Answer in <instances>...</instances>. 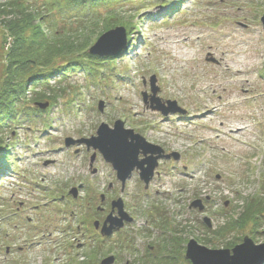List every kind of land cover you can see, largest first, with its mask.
Masks as SVG:
<instances>
[{
    "label": "rangeland",
    "instance_id": "obj_1",
    "mask_svg": "<svg viewBox=\"0 0 264 264\" xmlns=\"http://www.w3.org/2000/svg\"><path fill=\"white\" fill-rule=\"evenodd\" d=\"M29 1L48 9L45 29H78L73 10L61 13L66 1ZM168 2L122 4L125 21L141 14L135 22L142 23L125 54L98 74L87 70L52 80L56 103H32V94L25 99L28 111L0 134L12 152L10 171L0 180V264H102L111 256L115 264H161L164 240L177 242L175 264H189L182 248L190 240L211 250H232L245 237L264 244V218L221 238L213 234L237 219L247 201L264 200V0H171L178 10L167 15ZM101 11L100 25L88 32L94 44L107 26L118 24L117 17L105 22L108 10ZM7 32L0 26V90ZM152 77L158 97L176 101L186 115L164 117L145 105ZM46 103L45 115L30 111ZM118 120L180 155L179 161L160 160L147 189L134 173L122 192L101 155L94 175L93 149L65 146L68 138L89 139L102 123L113 127ZM74 189L76 199L69 194ZM120 198L134 222L103 239L93 225L102 224ZM197 200L204 211L191 207ZM98 206L106 210L96 216Z\"/></svg>",
    "mask_w": 264,
    "mask_h": 264
},
{
    "label": "trees",
    "instance_id": "obj_2",
    "mask_svg": "<svg viewBox=\"0 0 264 264\" xmlns=\"http://www.w3.org/2000/svg\"><path fill=\"white\" fill-rule=\"evenodd\" d=\"M61 1L67 2L61 13L64 15L67 9L73 10L76 17L71 21L77 22L79 27L70 31L66 28L59 30L53 26L48 28L49 32L53 34L51 35L45 29L47 28L45 19L48 11L45 5L42 8H36L29 0H0V26L8 31L6 45L9 46L4 70L5 77L0 90V134L10 127L9 121L11 123L19 118L20 114L28 111L24 108L25 99L32 94V103L43 100L51 102L52 106L56 103L59 95L51 85L52 80L58 77L66 78L72 73L87 70L98 74L108 62L117 59V56L102 58L88 54L90 46L95 42L92 40L93 34L90 36L88 32L92 33L100 25L102 8L108 10L104 16L105 22L106 17L107 22L115 17L118 20V24L107 26L105 32L124 27L127 32L128 45L132 43L135 32L142 28V23L138 26L135 22L140 19L141 14H133L131 11L130 13L133 15L130 20L123 19L121 5L128 0H59L60 4ZM168 3H172L171 0ZM177 10V6L170 4L167 15L175 13ZM124 54L125 51L118 57ZM39 88L43 90L36 91ZM58 90L64 91L61 88ZM30 111L34 116H43L48 112L35 108H31ZM27 116L30 117L31 114H27ZM11 153L10 145L0 138V180L10 171L8 159ZM262 218H264V200L247 201L243 212L237 219H231L218 231L213 232L214 230H212V232L216 238H221L231 230L243 229L253 224L258 226ZM155 222L159 221L155 220ZM206 229L211 232L208 227ZM118 236L123 238L122 233ZM129 240L134 243L132 237ZM173 241L174 243L164 240L163 245L160 246L164 253L161 256L163 258L160 261L161 264H175L174 258L176 257L174 255L178 248L176 240ZM123 244L124 241L121 247ZM236 245L237 243H234L232 249ZM182 249L186 252L185 246ZM187 262L191 264L189 260Z\"/></svg>",
    "mask_w": 264,
    "mask_h": 264
},
{
    "label": "water",
    "instance_id": "obj_3",
    "mask_svg": "<svg viewBox=\"0 0 264 264\" xmlns=\"http://www.w3.org/2000/svg\"><path fill=\"white\" fill-rule=\"evenodd\" d=\"M264 27V16L261 18ZM126 33L122 27L105 32L97 42L88 50V54L96 57H116L126 49ZM151 95L143 94L145 105L152 111L161 112L168 117L171 114H186L176 101H166L158 97L160 89L156 86V77L151 78ZM150 105V106H149ZM40 109H46L49 104H38ZM105 103L99 104V111L103 113ZM67 148L75 145H85L95 154L91 161H94L96 153L99 152L104 160L111 164L117 173L118 180L122 183L124 192L127 181L134 172H138L140 179L149 187L154 178L155 170L162 159L175 161L180 160L177 153L166 154V151L146 140L142 135L132 129H127L125 123L118 120L113 128L108 124L102 123L97 130L96 136L89 139L75 141L71 138L66 139ZM143 156V159L140 157ZM77 197V189L71 191ZM192 208L204 211L202 200L195 201ZM117 211V213H116ZM134 219L126 212L122 198L112 203V211L103 223L101 234L103 237H111L115 232L121 231L126 223H132ZM204 223L212 228L211 220L204 218ZM97 230L100 229V222H95ZM186 259L192 264H264V244L255 245L253 240L245 237L241 244L236 245L232 250L220 249L211 250L200 245L196 240H190L187 244ZM115 257L105 258L102 264H115Z\"/></svg>",
    "mask_w": 264,
    "mask_h": 264
},
{
    "label": "flooded vegetation",
    "instance_id": "obj_4",
    "mask_svg": "<svg viewBox=\"0 0 264 264\" xmlns=\"http://www.w3.org/2000/svg\"><path fill=\"white\" fill-rule=\"evenodd\" d=\"M99 155H100V154L97 153V154H96V157H95V159H94V161H91V169L94 170V172H93L94 175H95V174L97 173V171H98V169H96V168L94 167V163L97 162V159H98V158H100ZM93 156H94V154H93ZM93 156H92V157H93ZM92 157H91V158H92ZM111 186H112V185H111ZM101 197H102V199H101V200H102L101 203L104 204V202H105V200H106V196H105V195H102ZM108 207H109V205H108ZM105 210H106V209H103L102 207L98 206V207L95 209L96 216H99V215H100L99 213H100V212H103V211H105Z\"/></svg>",
    "mask_w": 264,
    "mask_h": 264
},
{
    "label": "bare ground",
    "instance_id": "obj_5",
    "mask_svg": "<svg viewBox=\"0 0 264 264\" xmlns=\"http://www.w3.org/2000/svg\"><path fill=\"white\" fill-rule=\"evenodd\" d=\"M244 131H245V128L244 127L236 128V132L239 133V134H242Z\"/></svg>",
    "mask_w": 264,
    "mask_h": 264
}]
</instances>
